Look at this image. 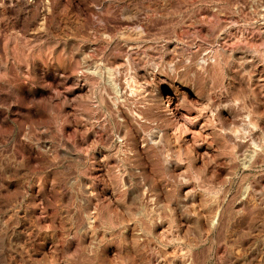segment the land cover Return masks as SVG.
<instances>
[{"label": "rangeland", "instance_id": "1", "mask_svg": "<svg viewBox=\"0 0 264 264\" xmlns=\"http://www.w3.org/2000/svg\"><path fill=\"white\" fill-rule=\"evenodd\" d=\"M159 260L264 264V0H0V264Z\"/></svg>", "mask_w": 264, "mask_h": 264}, {"label": "bare ground", "instance_id": "2", "mask_svg": "<svg viewBox=\"0 0 264 264\" xmlns=\"http://www.w3.org/2000/svg\"><path fill=\"white\" fill-rule=\"evenodd\" d=\"M144 79V78H143ZM148 87V86H147ZM204 126V125H203ZM200 129V128H199ZM201 131V130H200ZM197 133V132H196ZM199 133H197V135H198ZM196 135V134H195ZM196 135V136H197ZM204 136V135H203ZM201 137V136H200ZM219 214V213H218ZM215 218V217H214ZM216 219V218H215ZM88 220V222H89V219H87ZM92 221V220H91ZM212 221V220H211ZM214 221V220H213ZM91 227H93V226H91ZM39 236H40V234H39ZM42 239V238H41ZM53 240V239H52ZM55 242V241H54ZM52 245V244H51ZM179 253V252H178ZM42 254V253H41ZM174 256V255H173ZM119 257V256H118ZM133 258V257H132ZM167 258V257H166ZM128 259V258H127ZM160 259V258H159ZM188 259V258H187ZM193 259V258H192ZM163 261H164V259H163ZM168 261V260H167ZM187 261V260H186ZM165 262V261H164ZM189 262V261H188ZM121 263V262H120ZM159 263L160 264H163V263H161L160 262V260H159ZM166 264V263H165ZM167 264H168V262H167ZM189 264H190V262H189Z\"/></svg>", "mask_w": 264, "mask_h": 264}]
</instances>
